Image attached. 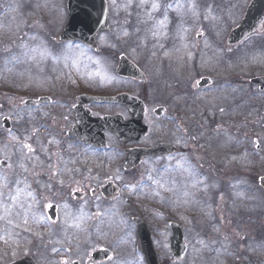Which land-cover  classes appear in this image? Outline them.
Here are the masks:
<instances>
[{
	"label": "rangeland",
	"instance_id": "obj_1",
	"mask_svg": "<svg viewBox=\"0 0 264 264\" xmlns=\"http://www.w3.org/2000/svg\"><path fill=\"white\" fill-rule=\"evenodd\" d=\"M126 1L128 5L141 3V0ZM179 1L183 2L184 0ZM222 1L195 0L196 4H200L202 10L197 23L199 21L201 24L207 23L210 26L199 57H195L197 49L189 37L188 28L191 21L186 22V28L183 23L179 25V23H174L171 20L166 28L167 34L162 36L163 41L158 50L160 54L159 61L162 62V66H157L158 73H172L173 79L180 81L183 80L184 70L194 67V72L187 80L190 81L187 83V87L190 88V95L187 94L177 98L175 103L179 105L181 101L185 100L187 102L186 99H191L196 105L187 108V113L193 114L195 111L200 113L203 108L204 111H208L209 118H212L213 115L210 110L215 109L221 115L219 122L217 121L218 123L212 129L208 128L206 130L205 125L199 124L196 119L189 116L185 120L176 118L175 124L168 120L167 116H164L161 120L148 119L147 124L152 126L150 135L139 143L133 144L136 146H152L160 142L174 143L171 139L176 138L175 144L186 151L182 158L186 157L192 164L197 162L208 189H203V186L189 187L188 191L191 192V196H183L184 186L190 182L186 173L184 178L182 177L181 166L184 164L181 163L184 162L183 159L174 160L181 166L167 169L172 171V178L167 183L166 188L170 189L172 186L174 190V197L169 196L167 203L164 199V188H160L159 185L153 183V180L159 181L160 184L164 183L163 176L166 172L164 173L163 167L166 162L156 166L153 172V174H156L154 179L148 171L154 167V164H151L150 161L143 162L139 170L130 171L128 174L124 171L123 166L122 168L111 167L113 171L107 170L108 168L102 171L93 162L89 169H93L95 172L91 185L94 187L102 184L105 182V178L112 176L122 187V198L117 203L118 205H120V202L126 204L120 209L121 216L113 213L111 218L102 221L98 227H93L110 228L117 224L116 226L121 228V231L118 230V236L113 234V239H110L112 230L103 228L101 233H90L89 237L84 238L82 232H61L66 230L62 229L65 225V210L69 206L66 199H70L69 194L80 187L71 185L65 180L62 181L63 183L57 182L54 186L49 184L50 181L42 179V172L38 171L39 166L30 168L32 174L24 175V179H26V183L30 185V188L20 193L18 206L11 209L12 214L8 217L13 223H8V219H0V264H11L24 257L34 258L38 264H61L64 258L81 260L87 264L88 255L93 250L103 247L110 248L114 246L113 244H123L124 252L128 254L124 257V263L117 261L115 264H141L139 259L129 254L127 247L129 244H134L135 241V227L129 218L131 216L132 219L137 214L142 215L148 224L146 225L152 233L154 245L161 253V264L247 263L252 253L249 251L248 253L251 254H245L246 244L252 248L261 240L264 241V196L259 191L257 180H253L255 177L258 179L264 173V94H258L256 89L250 85L251 79L264 75V47L262 51L259 48L251 49L255 42L264 38V29L261 36H253L239 46L228 48V36L231 29L239 23L244 7L240 4H235L236 7H229L225 4L226 1L225 3ZM66 2L67 0H0V65H2L0 68V127L2 119L5 117L16 121L15 117L22 105V103L14 100L7 101L8 89L18 86L22 90L46 93L53 89V77L56 73L66 71L69 68L76 70L81 66L91 70L84 79L86 83L97 84V90H102L103 87L111 83L107 72L104 74L98 72L109 69V65L105 61L92 58L79 44L58 43V34L66 23ZM145 2L152 4L153 2H162V0H145ZM208 4L211 5L210 12L215 19L205 20L204 18ZM145 11V6L138 5L137 13ZM137 16L146 18L145 13L136 14L133 17L137 18ZM116 31L113 25L110 34L115 36ZM33 36L37 39L32 40L31 37ZM104 41L105 39L101 35L98 44H103ZM113 42L116 49L122 52H128L130 49L125 45L126 42L121 44L116 37H114ZM22 44H27L29 48L38 46L47 48L51 56L61 57V59L59 62L54 61L51 56L41 59L38 54L35 60L30 58L31 54L22 57L21 53L26 51L21 47ZM65 44H72L73 48L66 50L64 48ZM225 49L231 55V60H225L223 66L218 67V70L225 71L233 68L232 71L227 73L218 72L215 64L220 57L226 56ZM240 54L242 55L239 56ZM14 56L17 59L14 60ZM65 56L67 59L63 58ZM238 58L240 59L238 60ZM248 60L251 61L245 64V61ZM243 62L244 67L242 69L236 68L242 67ZM234 68L236 69L234 70ZM206 69L217 70L218 73L216 71H205ZM149 75L150 82L147 85L149 88H144L145 86L142 84L138 85L136 96L144 99L151 110L154 109V105L157 103L170 106L169 104L173 103L172 96L174 94L172 95V92L174 90L168 92L166 85L162 81L159 82L160 79L157 77V73L155 75V73L150 72ZM205 77L213 78L215 80L213 87H215H212L209 91L196 89L198 80ZM184 79H187V77ZM154 81H157L158 84H152ZM182 83L186 82L182 81ZM212 103L215 104L214 107L210 105ZM200 104L202 107L199 106ZM60 106L62 107L63 104ZM50 111L52 109L49 107L43 108L40 112L41 116L45 117ZM226 111H229L228 114H226ZM172 116V110L170 109L169 119H172ZM239 117L244 118V120L238 119ZM59 118L61 119V117ZM198 132L200 133L198 134ZM29 133L31 140H28V142L31 141L32 143L34 134L31 131ZM193 137L196 139H193ZM24 139H29V137L18 136L17 121L11 132H4L0 128V159L7 160L11 165L10 168L0 167V174H6L9 181L8 190H3L4 196L3 202L0 203V216L4 215V205L11 207L13 203L10 200V194H14L15 181L18 178H23L20 174V164L26 159L33 165V159L29 160L24 155L23 159L21 155V145L24 143ZM46 140L49 144L54 143L56 145L70 143L58 130L53 128L49 129ZM214 141L217 142L216 144L221 153L217 151V148H209ZM34 143L36 144V138ZM240 143L241 145L238 146ZM110 145L112 144L110 143ZM113 145L119 144L115 140ZM235 145L238 147H235ZM257 145H260L258 151L256 150ZM231 150L237 152L233 154ZM39 153L44 160L51 161L50 151L40 150ZM28 155L33 156V153ZM196 156L201 157L199 162ZM208 156L211 157L210 160L214 163L224 164L226 170H223L221 176L214 174L209 163L204 162ZM38 158L39 155L35 156V159L38 160ZM232 163L234 166L241 164V174L232 175L237 173L234 171L236 168H228ZM109 164L112 166L110 162ZM16 171H18L19 177ZM211 171L212 176L219 181L218 189H221V194L217 190L214 193L212 183L209 181ZM226 172L231 176L228 185H226ZM243 173L251 174V180L247 183L238 184L239 178L244 179ZM33 176L35 178L39 177L41 180L36 179L38 199L36 200L34 196L31 202L33 196H29L28 192L33 189ZM149 176L152 179H149ZM141 183L146 186L142 190L138 187L137 191L132 192L125 188L126 184L139 185ZM20 187L25 188V185L21 184ZM215 188H217L216 185ZM154 190L159 191L160 195L151 197ZM212 194L217 198L216 210L213 207L212 200L214 201V196ZM186 199H188L187 202H185ZM30 202L31 207L28 210ZM56 202L59 203L60 213H62L60 226L53 231L52 228H49V230L39 228L40 223H42L39 211L42 215H45L47 205ZM91 203L97 206L95 201ZM129 203L135 205H128ZM77 205L82 206V204H76L72 207L77 209ZM118 205L106 206L101 213L106 216L110 211L116 210ZM182 205H184V210L181 213L180 211H175V213L171 211L172 215L167 216L164 214V210L161 209H164V207L168 209L169 206L171 209L173 207L181 209ZM26 210H28L27 224L22 219V215ZM123 211L126 213L125 215ZM192 212L196 217L191 216ZM17 213L21 215H17ZM168 218H175L180 223L189 245L187 257L181 262L172 259L169 251L172 233L168 227ZM86 221L90 224L91 218L87 217ZM212 221L214 225H212ZM208 222H210L209 225ZM200 241L204 243L202 244ZM104 243H107V245H103ZM263 255L264 250L260 256ZM252 256L261 260L260 257H256L258 255ZM237 259L241 261L237 262ZM249 262H251V259H249ZM261 262L264 263V260Z\"/></svg>",
	"mask_w": 264,
	"mask_h": 264
},
{
	"label": "flooded vegetation",
	"instance_id": "obj_2",
	"mask_svg": "<svg viewBox=\"0 0 264 264\" xmlns=\"http://www.w3.org/2000/svg\"><path fill=\"white\" fill-rule=\"evenodd\" d=\"M231 4H240L242 5L246 10L249 7L250 3L253 0H230ZM161 5V9L159 11L153 12V18L155 20H159L163 18V10L164 6L169 3H176V2H158ZM182 3V2H180ZM124 4L127 6L126 2ZM185 4V3H183ZM106 7L103 3H97V5L94 6L91 11H89V14L92 15L93 19L97 18H105V16L108 17L109 23L112 27V25L116 26L121 24L124 21L123 15H128L130 13L136 14L133 7H123L121 2H118L116 0L108 1L106 4ZM180 9V10H169L167 15L168 18H173L174 20H180L181 17L185 16L188 8ZM241 7V8H243ZM151 11V4L147 5L146 13ZM150 24L152 26L153 21H150ZM112 36H114L112 34ZM85 49V48H84ZM86 52L94 59L105 61L109 65V69L107 71H98L100 74H104L105 72L108 73L110 84L106 87H103L102 90H97V84H89L86 83L84 77L89 73L91 70L85 69V67L81 66L80 68H76V70H71L70 68L66 71H61L60 73H56V75L53 77V89L51 91L46 93H38V92H29L33 93L34 97H40L43 95H50L52 102L49 105L39 107L35 110V114L33 116V122L32 123H26V122H19L18 125V131L20 135H26L30 134L29 132L33 129H37L38 131L34 134V136L38 137L39 142H47L46 137L47 133L49 132L50 128L56 129L61 133L66 140H68L70 143L63 145L60 144L59 150L61 152V157L59 162H55L57 164L55 172H58V180L57 177H47L45 176V173L42 171L41 165L39 166V170L42 172V179L45 181H50L49 184L56 185L57 182L61 181H67L71 185L79 186L80 188H76L74 192H71L70 194L79 193L81 196L80 198L73 199L72 205L75 204H82V206H78L77 208L79 212L84 213V217H91L95 216L97 212L100 210L97 209V206L92 204L91 202L95 201L97 204L109 206L111 204H115L121 200V196L111 202L109 200H106L102 194V187L109 182L115 181L112 176H109L108 178H105V182L102 184H99L97 186H92V182L94 180L95 172L90 169V166L94 164L98 165L99 170H105L108 167H113L109 165V162L112 164L114 158L119 159V164L115 166V168H119L121 165H123L124 158L121 155V150L125 151L128 148H135L136 145L131 144L132 146H125L119 143L117 145V149H111L108 154H106L107 151H100L95 148H91L87 145H85L81 140L76 139L75 137H72L69 135L70 132H76V131H83V125H80L78 123L76 118V113L79 111L83 115H92L93 117H105V116H118L123 119L125 123H127L131 116L129 113V110L122 106V105H112V104H100V103H91L89 105L82 104L81 105V96L85 94H89L91 96H114L118 93L127 92L130 94H136L138 82L134 80L124 79L116 74V69L120 62V57L124 54L119 53L117 50L112 48H101V49H93L88 48L85 49ZM148 52H152L151 50L147 51L146 54L149 56L147 58V62L154 61L153 55ZM134 60V61H133ZM131 61L138 64L140 67H144L143 63L140 61H137V59L133 58ZM119 79V80H118ZM121 80V81H120ZM126 86L125 90H121L120 87ZM125 88V87H124ZM22 95H25L22 92ZM26 100V99H25ZM19 101H22L19 99ZM63 104L61 107L60 105ZM45 107H49L52 109L45 117L41 116V110ZM168 108H166V113L168 112ZM150 115V109L147 106V112L146 116L148 117ZM61 117V119L59 118ZM147 120V118H146ZM105 137L107 141L110 142V140L115 141V137L111 133H106ZM41 143H38L40 145ZM49 146V145H47ZM122 146V148H121ZM50 147V146H49ZM150 147V146H149ZM178 154V153H177ZM100 157H107L105 162H102V159ZM164 160V159H162ZM107 163V164H106ZM50 164V163H49ZM66 169V170H65ZM112 171V168L108 169ZM139 170L135 169L134 171ZM128 174V172H127ZM41 180L39 177L36 178ZM116 182V181H115ZM120 187V193L122 192V187ZM38 191V188L37 190ZM59 206V205H58ZM70 206V205H69ZM68 206V207H69ZM68 207L65 210V214L68 212ZM60 209V207H59ZM46 225L50 226L51 228L58 227L57 223ZM125 250L119 248L117 254L120 252H124ZM128 254H124L121 257H124Z\"/></svg>",
	"mask_w": 264,
	"mask_h": 264
},
{
	"label": "snow or ice",
	"instance_id": "obj_3",
	"mask_svg": "<svg viewBox=\"0 0 264 264\" xmlns=\"http://www.w3.org/2000/svg\"><path fill=\"white\" fill-rule=\"evenodd\" d=\"M113 2H114V0H113ZM144 2H145V0H141V4H140L141 7H143ZM183 8H185V4L180 3L179 0H176V3H174V4L173 3L166 4L164 6V10H163V18L159 19V20H155L153 18L152 13L156 12V11H159L161 9V5L158 2H153L151 4V11H149V12H147L145 14L146 15V21L145 22H147L149 20L153 21L152 27L150 29L152 36L154 38L160 37V36H165L167 34L165 29L167 28V25L169 23L168 15H167L168 11L169 10H174V9L175 10H180V9H183ZM187 8L192 13V15H194V16H198L199 15V12L197 11L198 6L195 3V0H189V3L187 4ZM206 11L207 12L211 11V5L210 4H208L206 6ZM204 18L208 19L209 17L206 15ZM212 18L215 19V17H212ZM261 27H264V24H262ZM137 31H139L138 28H137ZM123 35L124 36H128L129 33L127 31H125L123 33ZM197 35L198 36H202L203 32H199V33H197ZM31 39L35 40V39H37V37L33 36V37H31ZM21 47L23 49H26V51L21 53L22 57H27V56H29L31 54L30 58L35 60L36 57H37V54L39 55V57L41 59H44V58H47V57L51 56V53L49 52V50L47 48H41L39 46L38 47L29 48L27 44H22ZM161 47H162V45H161ZM64 48L66 50H71L73 48V45L72 44H65ZM51 58L54 61H57V62H59V60L61 59V57H57V56H51ZM63 58L67 59L66 56L63 57ZM13 59L15 60V59H17V57L14 56ZM221 111H223V109H221ZM37 131H38L37 129H33L32 133L35 134ZM193 139H196V138L193 137ZM25 149L27 150L26 152H24ZM21 152L29 160L34 158L33 156L28 155L30 153H34L35 152V149L32 148L31 144L23 143L21 145ZM182 159L184 161V165H182V166L184 167V171L187 174V177L189 178V181H190L189 183H186L185 186H184L185 187V191L183 193V196L184 197H190L191 196V192L188 191V188L189 187L197 188L198 186L206 187L205 178L201 176V174L197 170L196 166L193 165L190 161H188L186 157H184ZM4 163H6V161ZM7 166L9 168L11 167V165H7ZM20 167H21V169H23L24 172H28L29 171V169L23 163L20 164ZM58 174H59L58 172H54V175H58ZM117 178H119V177H117ZM149 179H152L151 176H149ZM61 183H63V182L61 181ZM153 183L159 185L160 188H164V185L160 184V182L157 181V180H153ZM15 184H16V187L14 189V194H10V200L13 203H12L11 207H9L8 205H4V209H3L4 215L0 216V219H8V217L11 216V214H12L11 209L18 206L20 193L25 191V189L30 188V185H28L26 183V179H24V178H18L15 181ZM21 184H24L25 188H21L20 187ZM138 187L142 190L143 187H146V186L143 185L142 183L139 184V185H133V184H126L125 185L126 190H129V191H132V192L137 191ZM234 187H235V185H234ZM8 188H9V181H8L7 175L6 174H0V203L3 202V196H4V191L3 190L4 189H8ZM165 190L171 191L172 189H165ZM153 194L154 195H160V192L154 190ZM28 195L29 196H33V199H34V194L33 193L28 192ZM185 202H187V200ZM19 206L23 207L22 205H19ZM47 207H52V205H47ZM28 210H30V207H29ZM28 210H26L25 213L22 215V219H23V222L25 224L28 223V218H27V211ZM17 215H21V214L17 213ZM96 215L100 216V215H103V213L97 212ZM83 218H84V213L81 212V214L78 217V219L82 220ZM8 223H13V221L11 219H8ZM76 226L78 227L79 224H77ZM200 243L203 244L204 242L200 241Z\"/></svg>",
	"mask_w": 264,
	"mask_h": 264
},
{
	"label": "water",
	"instance_id": "obj_4",
	"mask_svg": "<svg viewBox=\"0 0 264 264\" xmlns=\"http://www.w3.org/2000/svg\"><path fill=\"white\" fill-rule=\"evenodd\" d=\"M88 1H90L89 4L84 3V2H88ZM71 2H73L75 5L76 4L80 5L83 2L82 5H86L87 4V6H88V5L91 4L92 0H71ZM257 5H258V3L255 4L254 8ZM252 11H254V9ZM263 18H264V16L261 17L260 22L263 20ZM75 25H76V23L73 24V30H75L74 29ZM80 26L84 30H86V32L83 31V32H85V35H86V33L92 34L93 31L97 27H99V23H86V24L82 23V24H80ZM259 26H260V23L252 22V16L251 15L248 16L247 19L244 20L243 24L239 27V29H237V30H235L233 32V34L231 35V37L229 39V42L231 44H236V43L241 42L246 37H248L251 33H253L256 29H258ZM70 29H71V25H69V28L66 29V31H65V35H64L65 39L68 37L67 34L69 32H71ZM85 35H84V37H82L80 39L84 40V41H87L86 38H85ZM124 72H125V70H124V68L122 66L120 68V70H119V73H124ZM125 73H127V72H125ZM254 82L257 83V84H260L261 87L264 88V78L263 79H257ZM208 84H209V81L208 80H204V81H202L201 84H199V86L202 87V86H206ZM120 103L127 104V102L125 100L120 101ZM129 104L132 105L134 108L137 105V110L138 111H136L134 109V118L136 117L134 122H135V125L138 127V129H137L138 133H137V135H136V133L133 134V135H134V139H139L140 135L142 133L145 134L146 130H147L142 125L143 103H141L139 100L138 101L134 100V101L129 102ZM109 121H111V119L101 121L102 125L100 124L99 129L100 130H105L106 127H107V122H109ZM8 123L9 122L5 121V126L9 127ZM113 131H114V129H113ZM117 133H119V131ZM119 135H120V133H119ZM120 136H121L120 138L122 139L123 136L122 135H120ZM85 141L87 143L98 145V146H103L105 144V142H104V140L102 138H101V140L96 141L95 137L93 135H90L88 138H85ZM164 148L165 149L159 147V148L155 149L154 151L158 150L159 151L158 155L159 154H166V153L170 152V150L167 149L168 148L167 146L164 147ZM260 184L264 187V178L261 179ZM108 188H112V187L110 186ZM109 191L113 193V189H109ZM137 224L140 226L141 242H142V247H143V250H144V254H145L146 258H147V263L148 264H159L158 260L156 258V254H155V252L153 251V248H152V242H151V238H150L149 233L147 232L145 227L141 224V222H137ZM172 226H173L175 235H174V237L172 239L171 249H172V253H173L174 257L180 258V257H182V255L186 251L185 244L183 243V235H182L181 230L179 228H177V226H175V225H172ZM103 257H106V254L104 252H98V253L94 254V258L102 259ZM14 264H36V263L32 259L26 258V259H23V260H21V261H19L17 263H14Z\"/></svg>",
	"mask_w": 264,
	"mask_h": 264
}]
</instances>
